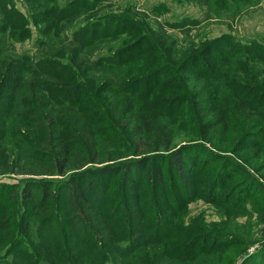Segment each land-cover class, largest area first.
<instances>
[{"label":"trees","instance_id":"1","mask_svg":"<svg viewBox=\"0 0 264 264\" xmlns=\"http://www.w3.org/2000/svg\"><path fill=\"white\" fill-rule=\"evenodd\" d=\"M21 1L23 10L0 0V165L23 177L1 199L0 264H215L218 246L193 249L202 237L192 230L205 228L179 227L161 240V223L178 222L172 189L185 194V159L173 150L177 119L188 103L195 137L221 161L211 151L264 150V39L224 36L176 55L124 16L100 13L107 0ZM261 2L202 5L228 20ZM191 22L181 32L200 25ZM33 31L31 52L5 54L7 38L23 42ZM135 32L144 35L119 37ZM28 68L57 84L23 80ZM173 171L180 178L170 182ZM198 187L194 180L192 193ZM153 231L160 250L147 252L142 242Z\"/></svg>","mask_w":264,"mask_h":264},{"label":"rangeland","instance_id":"2","mask_svg":"<svg viewBox=\"0 0 264 264\" xmlns=\"http://www.w3.org/2000/svg\"><path fill=\"white\" fill-rule=\"evenodd\" d=\"M15 3L18 9H24L21 0H15ZM207 9L202 5V0H107L99 11L100 13L124 16L123 22L129 21L131 27L143 28L145 34L160 41L163 40L166 45H172V50L176 55L186 53L191 43L195 44V49L198 42L204 43L224 36H232L241 41L264 39V0L259 6L250 7L228 20L216 18L211 13L205 14ZM206 17L209 18L206 19ZM193 19L200 21V25L188 34L181 32L192 23ZM173 25L177 27L175 28L177 30L172 28ZM140 33L135 32L119 37L123 42H127L139 35H144ZM36 37L38 36L34 31L23 42L15 40L10 42L6 37L8 44L5 43L7 47L5 54L10 56L28 54L32 51ZM9 48L13 50L14 54ZM146 48L147 44L132 52L143 53ZM217 51L222 52L219 48ZM35 52H39V49L32 53ZM210 59L211 57H205L202 61L206 63ZM30 60L27 61L31 64L33 60ZM27 63L24 67L28 66ZM31 70L34 72L29 68L23 72V80L31 79L32 82L35 81L45 87L57 84L49 74L37 72L33 68ZM47 93L51 94V91L47 90ZM172 94L179 95V92ZM189 109L188 103L181 107L173 142V150H179L182 158L185 159V168L187 167V173L184 172L186 176H183L182 183L185 185V194L183 197L182 192L172 189L173 194L170 193V196L174 205L169 204V208L174 209L171 215L178 222L173 220L161 223V240L164 241L167 238L164 235L167 231H174L179 227H201L205 230H199V232L192 230V235L196 234L202 237L197 244L193 245L194 252L204 246L211 247L216 251V246H218L221 250L216 254L215 264H264V150H257V153L254 148H250L239 154L211 151L217 157L224 158V161L216 159V157L213 158L195 137L196 124ZM6 118L5 110L0 109V123ZM8 147L10 149V146ZM9 154L10 152L7 151L6 155L9 156ZM0 163L2 165L4 161L0 159ZM1 165L0 203L1 199H4V188L17 185L23 178L10 174ZM191 169L194 171L192 173H196L194 178L188 174ZM209 171H214V174H208ZM219 172L221 176L215 177V175H219ZM180 174L181 171L179 173L178 171L169 172L166 179L173 182V179L180 178ZM214 179L216 182L213 183ZM194 180L199 182V187L196 192L192 193ZM201 182H204L203 185ZM176 202L178 203L176 204ZM182 204L183 208L178 212L177 207ZM227 205L238 210L243 207L246 212L228 218L224 212ZM114 207L113 203L107 206L108 209ZM176 222L177 226H175ZM208 233L209 237L206 236ZM153 236L154 231L150 238L142 242V244L145 243L143 250L147 249V252L160 250V246L151 243L150 239ZM208 239L211 240L208 242ZM190 244L192 243L189 242L186 250Z\"/></svg>","mask_w":264,"mask_h":264}]
</instances>
